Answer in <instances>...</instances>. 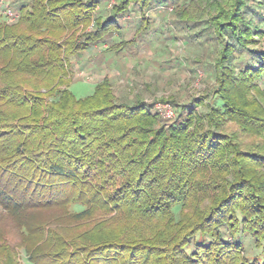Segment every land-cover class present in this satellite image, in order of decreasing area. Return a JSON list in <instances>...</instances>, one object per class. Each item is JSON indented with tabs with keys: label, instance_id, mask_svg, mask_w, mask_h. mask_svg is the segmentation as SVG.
<instances>
[{
	"label": "trees",
	"instance_id": "obj_1",
	"mask_svg": "<svg viewBox=\"0 0 264 264\" xmlns=\"http://www.w3.org/2000/svg\"><path fill=\"white\" fill-rule=\"evenodd\" d=\"M100 1L0 17V264H264V0L210 3L214 99L165 123L107 79L70 92L71 58L172 0H119L89 29Z\"/></svg>",
	"mask_w": 264,
	"mask_h": 264
},
{
	"label": "rangeland",
	"instance_id": "obj_2",
	"mask_svg": "<svg viewBox=\"0 0 264 264\" xmlns=\"http://www.w3.org/2000/svg\"><path fill=\"white\" fill-rule=\"evenodd\" d=\"M216 1L221 0H172L144 10L131 8L118 20L121 29L117 33L107 37L104 45L94 44L71 58L68 67L70 71L75 66L109 70L112 74L107 80L117 100L128 103L142 100L159 115L162 123L175 119L177 105L189 106L188 111L205 112V105L213 101L212 92L217 88L214 64L219 59L221 46L210 29L204 32L201 29L209 27L210 18L216 13L209 5ZM8 2L10 7L18 9L21 0ZM118 3L119 0H113L108 7L107 0H101L94 7L91 22L98 16L109 17ZM254 3L250 0L248 4ZM0 8L6 9L7 5L2 4ZM0 17L5 21L4 15ZM192 33L199 34L193 39ZM200 34L206 38H198ZM95 49L102 53L97 56L98 53L90 52ZM74 75L71 71L69 90L77 99H83L92 93V86ZM260 85L264 86L262 82ZM199 99L203 104L196 106L193 101ZM240 241L250 260L259 255L260 250L249 235H242ZM191 250L192 247L188 251ZM22 263L27 264L25 258Z\"/></svg>",
	"mask_w": 264,
	"mask_h": 264
},
{
	"label": "crops",
	"instance_id": "obj_3",
	"mask_svg": "<svg viewBox=\"0 0 264 264\" xmlns=\"http://www.w3.org/2000/svg\"><path fill=\"white\" fill-rule=\"evenodd\" d=\"M99 49H103V47H98ZM99 49H95L93 51H90L91 53L95 52V53H98L97 56H99L100 53H102ZM89 54L88 56L91 58V55L92 54ZM104 66H107V65H104ZM103 67V66H101ZM78 68V69H77ZM72 73H74L75 77L79 76L83 79L84 82H86L87 84L91 85L92 86V89L93 87L97 84V83H100L102 82L104 79H108L111 78V74L109 70H99V69H96L95 67L93 68H83L81 67H77L75 66L73 70H71ZM86 77V80H84ZM76 79V78H75Z\"/></svg>",
	"mask_w": 264,
	"mask_h": 264
},
{
	"label": "built area",
	"instance_id": "obj_4",
	"mask_svg": "<svg viewBox=\"0 0 264 264\" xmlns=\"http://www.w3.org/2000/svg\"><path fill=\"white\" fill-rule=\"evenodd\" d=\"M112 1L113 0H107L108 7L111 6ZM2 4L7 5L6 9L0 8V14L4 15L5 22L7 24H13V23L17 22L19 19V10L14 8V7H10L8 0H0V5H2ZM93 12H95V8L93 9ZM93 25H94V22H91L89 29H91L93 27Z\"/></svg>",
	"mask_w": 264,
	"mask_h": 264
}]
</instances>
